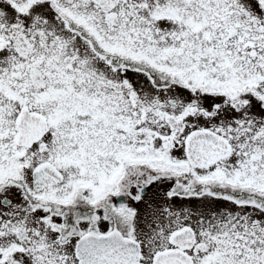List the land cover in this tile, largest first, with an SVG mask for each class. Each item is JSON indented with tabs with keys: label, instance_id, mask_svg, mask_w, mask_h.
<instances>
[{
	"label": "snow or ice",
	"instance_id": "obj_1",
	"mask_svg": "<svg viewBox=\"0 0 264 264\" xmlns=\"http://www.w3.org/2000/svg\"><path fill=\"white\" fill-rule=\"evenodd\" d=\"M0 264H264V0H0Z\"/></svg>",
	"mask_w": 264,
	"mask_h": 264
}]
</instances>
